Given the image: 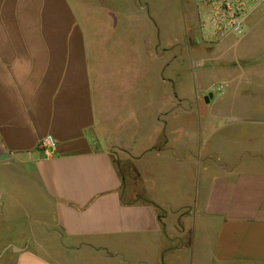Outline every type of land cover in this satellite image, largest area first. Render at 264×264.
Listing matches in <instances>:
<instances>
[{
  "label": "crops",
  "instance_id": "1",
  "mask_svg": "<svg viewBox=\"0 0 264 264\" xmlns=\"http://www.w3.org/2000/svg\"><path fill=\"white\" fill-rule=\"evenodd\" d=\"M120 1L0 0V264H264V0Z\"/></svg>",
  "mask_w": 264,
  "mask_h": 264
},
{
  "label": "built area",
  "instance_id": "2",
  "mask_svg": "<svg viewBox=\"0 0 264 264\" xmlns=\"http://www.w3.org/2000/svg\"><path fill=\"white\" fill-rule=\"evenodd\" d=\"M263 0H207V19L210 28L217 35L243 36L247 33V20L256 5ZM207 23V21H206ZM203 24L205 22L203 21ZM57 142L52 136L40 141L39 149L48 157L57 150Z\"/></svg>",
  "mask_w": 264,
  "mask_h": 264
},
{
  "label": "rangeland",
  "instance_id": "3",
  "mask_svg": "<svg viewBox=\"0 0 264 264\" xmlns=\"http://www.w3.org/2000/svg\"><path fill=\"white\" fill-rule=\"evenodd\" d=\"M83 1L81 3V6L86 13H90V16L94 13L100 15L102 19V14H104V19L99 21L100 26H108V23L110 24V21L106 20L107 17L109 18L110 14H113V10H121L123 8L122 2L120 0H79ZM138 1H141L144 6L147 5V3H144L145 0H137L136 3L132 4L133 6L140 5ZM187 0H153L148 4V12L151 14L158 25H162L165 23L166 25H175L179 23V20L184 22V10L187 6ZM200 3H203L204 0H199ZM163 17V19H159V17ZM106 17V18H105ZM260 23L257 25L260 29L264 30V8L261 12V15L259 16ZM108 22V23H107ZM102 24L104 26H102ZM110 27V26H109ZM187 61L183 60V67H182V77L184 79L188 78L189 76L186 75L187 73H194L191 69L189 70L187 67ZM187 64V65H186ZM193 76V75H191ZM128 167L129 164H126Z\"/></svg>",
  "mask_w": 264,
  "mask_h": 264
},
{
  "label": "water",
  "instance_id": "4",
  "mask_svg": "<svg viewBox=\"0 0 264 264\" xmlns=\"http://www.w3.org/2000/svg\"><path fill=\"white\" fill-rule=\"evenodd\" d=\"M212 98H213V94H209L208 96L205 97V102L209 104Z\"/></svg>",
  "mask_w": 264,
  "mask_h": 264
}]
</instances>
